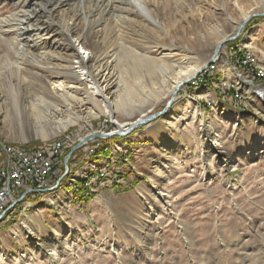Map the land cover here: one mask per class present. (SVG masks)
<instances>
[{
    "label": "rangeland",
    "instance_id": "obj_1",
    "mask_svg": "<svg viewBox=\"0 0 264 264\" xmlns=\"http://www.w3.org/2000/svg\"><path fill=\"white\" fill-rule=\"evenodd\" d=\"M205 1L197 3L198 7L204 8L195 10V22L185 28L170 27L174 40L172 37L164 38L161 31L156 33L157 38L139 29L130 34L125 25L127 30L117 41L136 55L151 58L157 54L156 42L183 47L184 32V39L191 43L189 56L192 59L202 53L199 45L206 42V48L203 45L205 52L199 59L205 68L175 91L174 102L165 114L149 123H163L154 126L164 134L159 138L161 145L154 140L151 143L161 152L160 159H157L158 170L154 168L156 158L151 165L149 163L156 155V149L147 147L145 166L148 170L151 166L153 174L128 189L124 180L121 184L120 176L110 168L105 169L108 176L91 187L85 188L81 183L86 175H95L101 170L95 162L89 161L98 149L103 148L107 156L122 151L118 144H113L118 137L86 140L87 144L94 143L90 152L76 160L81 162L80 167L87 165L85 173L78 179L71 175L70 164L75 160L72 159L74 151L79 150L76 147L85 143L77 139L91 131L103 136L113 132L116 130L114 120L118 123L138 122L141 121L140 115L144 119L159 113L171 95H166L159 83L154 85L141 77L144 68L135 71L136 58L134 53H129L124 57L120 55V64L114 67L117 83L114 87L116 102L112 104L115 114L112 117L100 114L84 118L78 114L82 108L96 105L95 101L80 107L73 106L72 102L61 103L53 99L46 100L47 109L38 108L43 113L50 109L51 115L44 120H35L30 112L33 110L30 96L38 84L36 76L46 66L50 67V64H41L43 55L49 58V49L47 44H42L32 52L36 57L26 58L23 73L12 71L11 75L7 65L15 61L14 51L5 42L9 44L13 33L4 31L6 29L0 31V69L4 76L0 87L5 112L0 122V169L6 158L2 150L4 146L31 153L48 150L60 143L64 151L59 164H69L63 174L58 175L57 188L42 194L40 201L28 207L30 201L22 203V199L15 211L4 214L7 217L13 213L8 222L2 224L6 217L0 222V264H264V12L256 6L238 33L235 21L239 13L233 7L234 0ZM239 1L245 5L248 0ZM80 2L83 1L76 0L73 6H79ZM224 2L227 16L234 21L226 19ZM118 4L124 6L121 1ZM171 4L175 11L174 2ZM62 10L64 8L57 9L56 14H62ZM14 12L11 1L4 7L0 6V17ZM168 12L166 6L159 9L160 15ZM113 15L124 17L120 13ZM115 22L110 19L105 25L113 26ZM215 24L219 25L218 33L213 29ZM114 26L116 30L124 29L119 22ZM203 35L206 36L205 42H201ZM231 41H236L243 50L241 64L244 67L240 65L239 68L231 60L227 48ZM221 42L222 48L215 52ZM215 53L219 59L214 57ZM244 58L246 64L252 66L251 73H263V77L252 75L253 82L245 77L244 72L238 70L245 69ZM209 67L211 73L206 76H214V80H209V88H204L200 78ZM135 78L144 85L134 86ZM8 81L15 95L10 94ZM121 82L132 90L130 96H126V88ZM229 90L233 93L226 97L224 93ZM78 91L77 97L89 92L86 85ZM156 96L160 98L154 99ZM197 100H204L209 105L201 107ZM75 117L84 119H77L59 130L67 119ZM149 124L138 126L127 135L143 133ZM40 128H43V133ZM215 142L218 145L213 148ZM114 146L119 150L112 149ZM126 162L127 159L122 163ZM140 163L136 162L137 165ZM122 167L130 169L129 164ZM158 174L162 177L155 183L154 177ZM67 181L73 186L71 193L78 197V201L90 200L100 189H109V192L80 207L77 201H72L67 209L61 211L57 207L54 210L53 206L47 207ZM76 181L77 186L74 185ZM33 213L36 215L30 217ZM83 214L85 220L81 221L78 217L82 218ZM50 247H54V254L48 252Z\"/></svg>",
    "mask_w": 264,
    "mask_h": 264
},
{
    "label": "bare ground",
    "instance_id": "obj_2",
    "mask_svg": "<svg viewBox=\"0 0 264 264\" xmlns=\"http://www.w3.org/2000/svg\"><path fill=\"white\" fill-rule=\"evenodd\" d=\"M10 1L13 2L15 12L6 17H0V31L6 29L4 31L13 33V38L9 41V44L7 41L5 42L6 45L14 51L15 57V61H11L10 64L7 65V67L11 69L10 73L12 71L18 74L23 73L22 71L25 67L23 65L26 58H28V56H30V58L36 57L32 52L38 49L42 44H47L46 46L49 49V53L47 54L49 58L47 59L46 56L43 55V62H40L42 65L50 64V67H42V73L36 76L38 84L34 86L33 93L30 96V103L33 107V110H30V112L34 114L35 120H44L47 116L51 115L50 109L46 110V113H43L38 108L43 107L47 109L46 100L53 101V99L61 103L72 102L73 106L80 105V107L90 105L91 102L94 104L95 101L97 103L96 105L94 104V106L90 108H82L78 114L84 115V118L88 116L94 118L100 114L112 117V114H115L112 110L114 106L112 104L116 102V91L114 87L117 83L116 79L114 80V67L120 64V55L124 57L129 53H134L117 42L119 38H123V33L127 30V26V31L130 34L133 33V31L136 32V29H139L140 31L143 30L147 32L152 38H157L158 36L156 33L161 31L163 32L164 38L169 39L172 37L174 40V34L169 30L170 27L179 26L185 28L189 24L195 22L194 20L197 18L195 10H199L200 7L197 6L200 0H80L83 2H80L79 6H73L76 0H0V6L4 7V5L8 4ZM120 1L124 6H119L118 3ZM171 2H174L175 11ZM225 3L226 2L223 3L224 11L226 10ZM161 6H166L169 12L160 15L159 9ZM256 6H260V9H263L264 12V0H248L245 5L239 0H234L233 7L236 8L239 13V18L235 21L237 23L236 31L238 33L241 31L242 25L251 13H253L251 11H253ZM59 8H64L62 14H56ZM201 8L203 9L204 7H200V9ZM243 9H246V11ZM247 9H250V11ZM114 13H120L124 15V17L113 15ZM129 16H131V18H129ZM225 16L227 20L230 19L234 21V18L227 16L226 11ZM111 17H113V19ZM199 18L201 19L200 15ZM110 19L119 22L120 27L124 29L116 30V26H114L116 22L113 26L105 25ZM125 25H127L126 28ZM148 25L151 27L149 28ZM218 28L219 25L215 24V28L213 27L216 31L215 33L219 32ZM118 30L120 32H118ZM182 37V42L184 43L183 47H176L173 43L164 45L160 42H156L158 43L156 44L158 47L155 49L157 53L155 57L151 56V58H145L134 53L136 58L134 70L139 71L144 68V71L141 70V72H144L141 77L146 78L154 85L159 83L166 95H173L176 90L182 88L181 86L183 84L192 79L199 70L205 68V64L200 65L199 59L201 60L205 52L203 50V45L206 48V36H201V42H205V44L199 45L202 53L199 52L200 54L194 59L189 56L191 43L189 40L184 39L186 37L184 32ZM221 43L217 45L218 49L223 45ZM238 50L243 51L239 47ZM216 56V59H219L218 53L214 54V57ZM247 59L249 60V57H247ZM245 61L246 59L244 58L243 63L251 70L250 67L252 66L246 64ZM256 74L258 77H263V73H255V75ZM3 77L0 69V81H2L1 79ZM118 83H120L119 80ZM121 83L126 88V96H130L132 90L127 87L128 85H125L123 82ZM83 84L87 86L89 92L87 94L83 93L85 96L82 95V97H77V92H79L78 89H83ZM7 85L10 94H13L9 81ZM137 85L143 86L144 84L140 79L135 78L134 86ZM2 93L3 91L0 87V122L2 116L5 115L2 107ZM262 93L264 95V91ZM158 98L160 97H154L156 100ZM116 104L119 105L120 102ZM26 107L27 105H25L24 108L26 109ZM95 107L98 109L93 112L90 111ZM56 111H59V109H56ZM142 116L143 115L139 116V120L143 119L141 118ZM84 118H69L59 127V130L76 122L77 119ZM114 121L116 122V130L106 133L109 136L117 132H124L133 124L137 123L130 121L118 123L116 120ZM51 124H53V122H51ZM40 129L43 133V128ZM97 134L98 133L91 131V133H88L85 137H80L77 141L86 144V140L93 139ZM217 145V142H215V145L213 144L212 146L216 148ZM76 148L80 149V146ZM112 149L116 151L119 150L116 149L115 146ZM2 150L6 158L8 153L24 152L23 149L12 148L10 146H4ZM39 151L40 153H45V160H52V153L48 152L58 151L57 167H64L66 165L65 162L64 165L63 163L59 164V161L62 162L60 157L64 151L60 143L55 144V146L50 147V149L48 148V150ZM37 152H26V155H20V163H27V156H35ZM105 169L106 166H104L98 174L94 175L91 173L86 175L84 179L81 180L83 186L89 188L94 185L93 183L96 184L99 180L107 177L108 174ZM58 180H60V177ZM50 182V173H43L40 179L33 180L32 183L20 184V186L13 191V200H22L27 191H31L33 188L43 190L40 195L57 188L58 183H56L54 187H49ZM19 202L20 201H15V204L7 205L6 210L0 213V222L6 217V215H4L6 212L9 213L10 210L12 212L16 210V206ZM51 203H53V200L50 204ZM41 211L42 210H40V212ZM36 214L33 213L30 217ZM53 250L54 247H50L48 252L54 254Z\"/></svg>",
    "mask_w": 264,
    "mask_h": 264
},
{
    "label": "crops",
    "instance_id": "obj_3",
    "mask_svg": "<svg viewBox=\"0 0 264 264\" xmlns=\"http://www.w3.org/2000/svg\"><path fill=\"white\" fill-rule=\"evenodd\" d=\"M253 42H255L254 38H253ZM248 48H249V52L251 54H254L253 53L254 51H252V48H250V47H248ZM211 79L214 80V76ZM159 123L149 124L148 126H145L143 133H140V134L139 133L138 134L135 133L132 135L130 134V135L124 136V138H122L121 136H118V138H117L118 140L116 142H114L113 140H111V141L114 142L113 144H118L122 148V151L120 153L113 155V156L108 154V156H107V153L104 152L105 154L101 153L102 156H98L96 158H91V159H89V161L95 162V164L100 167L99 169H102L104 166H106V168L114 169V171H116L117 174L121 178L120 182L122 183L124 180V182L126 184L125 187L127 189L130 188L131 186H133L132 184H135L139 180L146 181V178L148 179L149 178L148 176L153 174V172L151 170V166H149V170L145 166V164L147 163V159H146L147 147L156 149L157 147L156 146H155L156 148L153 147L151 143L154 140L160 146L161 143L159 144V142H160L159 138L164 137V134L161 132V130H156V127H154L155 125H163L162 122H159ZM117 149H119V148H117ZM155 151H156V155L154 157H151V155H149L151 157V161L149 162L150 165L153 162V158H156L155 162L157 161V159H160L159 155L161 152L159 153V148H158V150L156 149ZM143 152H145V153L143 154ZM122 156H123V158H122ZM125 159H127V162L125 164H123L122 162ZM76 160H80V158L75 159L74 161H71L72 164H70L71 165L70 173H71V175H74V177L78 179V176L80 177L85 173V171L87 169V165L83 164L80 167L81 162L76 161ZM136 162H141V163L139 165H137ZM158 163H159V161H157L155 163V166H154L155 170H158ZM126 164H129V167H130L129 170L122 167L123 165H126ZM161 177H162L161 174L156 175L154 177V182L155 183L158 182ZM74 185H76V186L78 185L77 181L75 182ZM72 187L73 186H71L69 184V182L67 181V183L64 185V187L57 192L58 195L55 198L53 197V203L50 204V202H49L48 205L53 206L54 207L53 210L57 207L61 211V209H67L69 207V204H72V201L75 200L78 202V205L80 207V205H82L84 202H86V200L78 201V199H77L78 197H76V196L73 197L72 193H71ZM108 192H109V189H105V190L100 189L99 192L92 199H96L100 195H108ZM92 199L89 200L86 204H89L92 201ZM34 204L27 203V207L30 205H34ZM49 206H47V207H49ZM79 207H77V208H79ZM12 214H9L2 224H4L5 222H8L10 220ZM78 219H80L81 221L83 219V221H84L85 215L83 214L82 218L78 217ZM27 224L29 225L30 222H28ZM26 228H28V227H26Z\"/></svg>",
    "mask_w": 264,
    "mask_h": 264
},
{
    "label": "built area",
    "instance_id": "obj_4",
    "mask_svg": "<svg viewBox=\"0 0 264 264\" xmlns=\"http://www.w3.org/2000/svg\"><path fill=\"white\" fill-rule=\"evenodd\" d=\"M197 79L192 80L191 82H195ZM93 143H86L85 145L80 146L79 150L74 151L72 159H77L76 156L78 158L85 156L86 152L90 151ZM48 153H52V160H45V153H40V151H38L35 153V156H27V163H20V155H26V151L8 153L6 160L3 161L4 165L0 169V213L6 210L7 205L15 204V201H21V199L13 200V191L20 186V184L32 183L33 180L40 179V176H42L43 173H50L51 182L49 187L55 186V183L59 179L58 175L60 174L61 176L63 170L66 169L69 164L64 167H57L58 151H50ZM42 191L43 190L33 188L31 191H27L26 195H40Z\"/></svg>",
    "mask_w": 264,
    "mask_h": 264
},
{
    "label": "trees",
    "instance_id": "obj_5",
    "mask_svg": "<svg viewBox=\"0 0 264 264\" xmlns=\"http://www.w3.org/2000/svg\"><path fill=\"white\" fill-rule=\"evenodd\" d=\"M230 43V45L227 47V48H229L228 49V54L229 55H231V60L233 59V61H234V63L239 67L240 65H242L241 63H242V58L244 57V52H242V51H239L238 50V45L236 44L237 42L236 41H231V42H229ZM233 50V51H232ZM238 53V54H237ZM243 66V65H242ZM244 67V66H243ZM237 68V67H236ZM240 68V67H239ZM238 69V68H237ZM238 70H242L243 72H244V75H245V77H247V78H249L252 82H253V80L251 79L252 78V75L254 74H252L251 73V70L246 66L245 67V69L243 70V69H238ZM246 70L248 71V72H246ZM210 71V67L209 68H207L206 70H205V72L202 74V77L200 78L201 79V83L202 84H204L202 87H208V84H210V82H209V80H211V78L212 77H207L206 76V74L208 73V74H210L211 72H209ZM255 75V74H254ZM253 75V76H254ZM249 76V77H248ZM261 80V79H260ZM188 87H190V84L188 85ZM209 88V87H208ZM189 89H187V91H188ZM229 93H233V91L232 90H229V91H227V92H225L224 93V95L226 96V97H228V95H229ZM222 101V100H221ZM230 101V103L233 105V106H236V104L235 103H232L231 102V100H229ZM197 102L199 103V105L201 106V107H205V105H209L208 103L206 104V102L204 101V100H197ZM223 102H225V101H223ZM240 104V103H239ZM118 136H112L111 138H117ZM110 138V139H111ZM108 142V141H107ZM107 142H104V144H108ZM28 151H30V150H28ZM101 153H104L103 152V148H100V149H98L89 159H91V158H96V157H98V156H102V154ZM66 154V153H65ZM41 195H33V196H30V195H26L24 198H23V200H22V203H25V202H28V201H30V203H35V202H37V201H40L41 200Z\"/></svg>",
    "mask_w": 264,
    "mask_h": 264
},
{
    "label": "water",
    "instance_id": "obj_6",
    "mask_svg": "<svg viewBox=\"0 0 264 264\" xmlns=\"http://www.w3.org/2000/svg\"><path fill=\"white\" fill-rule=\"evenodd\" d=\"M236 35H238V34H236ZM236 36H234V37H231L229 40H231V39H234ZM222 44V43H221ZM217 50H218V47H216L215 48V52H217ZM212 61H210V63H211ZM175 93L173 94V95H171V98H170V100L167 102V104L165 105V107L159 112V113H156V114H154V115H150V116H147L146 118H144L143 120H141V121H139V122H137V123H135V124H133L131 127H129L127 130H125L124 132H117V133H115L114 135H116V136H125V135H127V134H129L130 132H132L134 129H136L138 126H143V125H145V124H149V123H151V122H153L157 117H159V116H161V115H163V114H165V112L168 110V108L170 107V105L173 103V101H174V98H175ZM114 135H112V136H114ZM109 135H107V134H105L104 136L103 135H96V137L95 138H106V137H108Z\"/></svg>",
    "mask_w": 264,
    "mask_h": 264
}]
</instances>
